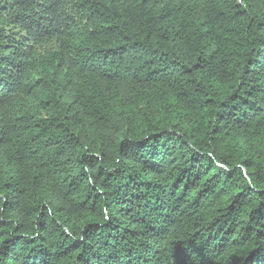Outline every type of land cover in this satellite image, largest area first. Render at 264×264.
Wrapping results in <instances>:
<instances>
[{"label": "trees", "instance_id": "obj_1", "mask_svg": "<svg viewBox=\"0 0 264 264\" xmlns=\"http://www.w3.org/2000/svg\"><path fill=\"white\" fill-rule=\"evenodd\" d=\"M0 264H264V0H0Z\"/></svg>", "mask_w": 264, "mask_h": 264}]
</instances>
